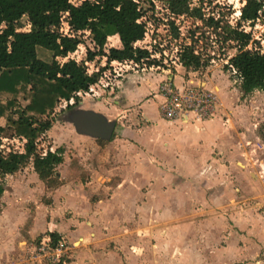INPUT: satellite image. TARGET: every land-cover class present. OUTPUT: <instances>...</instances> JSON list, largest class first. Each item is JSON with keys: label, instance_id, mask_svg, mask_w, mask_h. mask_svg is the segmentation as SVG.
I'll return each instance as SVG.
<instances>
[{"label": "rangeland", "instance_id": "1", "mask_svg": "<svg viewBox=\"0 0 264 264\" xmlns=\"http://www.w3.org/2000/svg\"><path fill=\"white\" fill-rule=\"evenodd\" d=\"M245 1L203 0L202 7L206 16L214 14L215 17L219 16L231 25H236ZM197 3L198 0H192V4ZM144 5H148V2ZM164 5L165 0H155L154 9L147 10L145 17L148 30L142 40L136 41V46L147 50L150 48L154 53H158L160 58L156 59V62L160 63V68L176 72L170 59L176 55L175 50L181 42L190 41L184 35L195 23H192L191 17L177 18L176 21L182 24L181 35L178 39L172 38L167 20L169 13ZM262 12L259 10L255 17L241 22L242 28L251 33L253 45H257L258 41L264 46ZM17 25L19 30H28L26 16H23ZM59 30L73 34L66 21H62ZM82 39V43L67 57L73 56L88 72L107 66L102 72L106 70L108 74L111 67L109 63L106 64V56L96 55L91 60L87 58V50L95 49L88 31L83 33ZM210 39L214 44L212 63L205 69L196 70L195 73H179L184 77L192 76L195 80L208 79L210 88L214 85H226L229 100L222 102L221 99L225 98L223 89L217 90L214 115L194 121L218 123L216 126L213 124L217 134L211 147V156L217 158V150L220 148V157L224 155L221 163L227 162L236 166V174L230 182V195L222 198L216 194V199L210 201L212 204L207 206L202 202L203 206H197L196 211L189 205L186 207L187 215L182 219L164 216L167 207L163 195L153 200V212L146 207L134 209L131 204L114 200L120 192L111 185L101 188L102 180L98 177L106 172L109 161L104 158L105 152H98L96 144L102 146L107 142L99 143L98 139L93 141V138L78 132L65 117L68 104H73L75 99L72 97L70 100H61L48 115L51 126L37 140L36 145L37 150L42 153L48 149L55 150L58 146L63 148V161L56 167L59 174L58 183L46 187L38 176L39 180L33 176L35 171L31 163L2 179L5 189L0 197V217L14 220H7L8 224H3L5 246L0 249V264H32L29 261L30 253L25 254L23 240L42 238L52 232L69 245L66 260L62 264H264V244L261 241L264 239V132L262 136L259 132V126L264 122V90L243 94L232 72L224 67L227 56L234 53L235 49L227 48L223 55L217 49L218 43L212 32ZM119 45L117 36H109L104 50ZM163 58L168 61L166 64L161 62ZM161 69H157L158 72H162ZM149 71L153 70L144 72ZM110 81L114 87L112 93L100 86H95L94 90L87 94L84 90H75L80 100L74 105L99 110V106L114 105L111 100L115 98L114 100L124 106H137L135 100L130 101L126 97V87H117L119 81L113 78ZM132 84L138 82L135 80ZM127 85L131 86L129 82L125 84ZM103 109L106 110L104 107ZM125 113L126 125L123 130L114 129V136L121 133L125 137H131L134 130L144 125L138 113H134L135 117H139L135 123L136 127L133 119L128 120L131 116L130 110L127 109ZM43 118H46L45 115ZM144 137H138L141 138L139 146H143ZM24 141L11 133L7 118L0 117L1 152L6 153L12 148L22 151ZM131 157L137 160L135 154ZM33 178L37 180L36 183ZM89 180L92 182L87 184ZM142 190L138 191L137 198L142 196ZM209 193L206 191L205 195ZM124 194L131 195L132 192L123 190L121 195ZM9 216L12 218H8ZM204 220L206 222L202 227L196 228L195 223ZM242 220L260 222L262 229L259 231V239L253 236L245 237V234L241 233L247 232ZM180 221L184 222L182 227ZM211 224L219 227L218 236L214 241L213 237L209 241V234L203 233L206 230L212 231Z\"/></svg>", "mask_w": 264, "mask_h": 264}, {"label": "trees", "instance_id": "2", "mask_svg": "<svg viewBox=\"0 0 264 264\" xmlns=\"http://www.w3.org/2000/svg\"><path fill=\"white\" fill-rule=\"evenodd\" d=\"M202 4L203 0L197 4H192V0H165L172 38L181 35L182 24L177 18L191 17L195 23L184 35L190 41L181 42L177 49L182 68L194 71L212 63V32L223 55L227 48L235 49L227 56L224 67L235 71L232 76L239 90L243 94L264 90V46L258 41L253 45L251 33L241 26L242 21L262 10L264 0H246L236 25L214 14L206 16ZM148 9H154L153 0H0V117L7 118L13 135L25 140L22 151L2 153L0 149V197L5 189L4 176L28 163L46 187L58 183L56 167L63 161V148L58 146L42 153L37 150V140L50 128L48 115L56 105L72 97L73 104L78 103L80 97L75 90H87L107 67L89 73L82 63L64 58L82 43L85 31L91 35L95 48L87 50L89 60L104 55L108 64L113 59L140 61L149 57L146 48L134 45L145 36ZM23 16L28 20V30L18 29ZM62 21L67 22L73 34L59 30ZM113 35L120 45L104 50L107 37ZM148 63H156V59H149ZM259 132L262 136L264 122ZM98 141L104 142L99 138Z\"/></svg>", "mask_w": 264, "mask_h": 264}, {"label": "crops", "instance_id": "3", "mask_svg": "<svg viewBox=\"0 0 264 264\" xmlns=\"http://www.w3.org/2000/svg\"><path fill=\"white\" fill-rule=\"evenodd\" d=\"M172 66L176 69V72H171L169 69H162V72L153 70L149 71L150 73H136L133 71L120 78L117 87H126L124 88L127 89L126 97L130 101L135 100L134 102L137 106H124V104H120L119 101L113 98L111 101L114 105H102V107H98L99 110L93 111L101 112L107 119L114 120V129L116 130H123L125 127V122H127L125 111L127 109L131 113L128 120L133 119L132 121L135 127L137 126L135 123L139 120V117H135L136 114L134 113H138L144 123L138 130L133 131L131 137H125L121 133L115 136L112 134L109 140H104L107 143L102 145L103 147L96 144L98 152H105L106 155L104 158L109 161L105 168L106 172H103L104 174L102 176H98L102 180V183H104H100L101 188L104 189L111 185L120 192V195L116 196L114 200H118L127 205L131 204L134 209L139 207L145 209L146 207L151 212H153V200L163 195L165 206L167 207L164 216L171 218L175 216V218L182 219L187 215L188 209L186 207L189 205L196 211L197 206H203L202 202L207 206L208 204H212L211 202L216 199V194L218 197H228L231 192V179L236 174V166L227 162L221 163L224 155L220 157L219 153H222L220 148L217 150V158L211 156V152L213 151L211 147L215 142L214 138H216L215 136L217 134L214 125L216 126L218 123L210 124L209 122H203L201 120L194 121L192 119L182 121L164 117L158 106L159 99L154 96L153 92L156 90L159 82L165 77L172 79L176 84L188 82L201 84L206 88H210L208 79L202 81L195 80L192 76L184 77L179 73V71H184L187 74H191L195 73L196 70L186 71L180 64H172ZM154 75L155 78L153 79ZM156 78L158 79L157 81H155ZM135 80L138 84H132ZM128 82L131 86H125ZM220 86L214 85L212 88L216 89V91L222 88V93L225 98L221 100L222 102H227L229 95L227 94L228 90L225 89L226 85ZM113 88L109 87L107 91L112 93ZM123 101L125 103V98ZM79 109L82 110L84 108L81 106L75 107V110ZM85 135L93 138V141L98 139L97 136ZM143 135L145 136L144 144L143 146H139L141 138L139 139L138 137ZM134 154L137 160L131 157ZM161 164L163 166H160ZM33 176L39 180L35 172H33ZM37 180L35 181L34 179L35 183ZM91 182L92 180H89L87 184ZM142 189L146 190V192ZM123 190H131L132 194L121 195ZM139 190H142L143 194L140 198H137ZM206 191L210 192L207 196L205 195ZM120 197L121 199H119ZM8 218L12 217L9 216ZM7 220L11 221L14 219L12 218L10 220L7 218L3 219L2 216L0 217V249L5 246L3 224H8ZM242 221L246 226L247 232L241 233L245 234V237L253 236L259 239L258 236L261 233L259 231L262 229L260 222L255 220ZM205 222V220L197 221L195 223L196 228L202 227ZM183 225L184 222L180 221V227ZM211 226L212 231L207 232L206 230L203 233H206V235L209 234L207 236L209 241H211L212 237L214 241L218 236L217 230L219 227L213 224ZM228 230L230 229L228 228ZM23 241L25 242V240ZM261 241L264 244V239ZM238 250L239 248L237 247V252Z\"/></svg>", "mask_w": 264, "mask_h": 264}, {"label": "built area", "instance_id": "4", "mask_svg": "<svg viewBox=\"0 0 264 264\" xmlns=\"http://www.w3.org/2000/svg\"><path fill=\"white\" fill-rule=\"evenodd\" d=\"M153 2L155 3V0ZM261 11L264 13V4ZM147 30L148 27L146 28V32ZM134 45L136 46L137 43L135 42ZM177 49L175 50L176 53ZM148 51L149 57H143L140 61L134 59L111 60L109 62V67L111 68H109L108 74L106 70L102 72L99 75L98 81L90 85L87 90H84V93L87 94L93 91L95 86L111 88L113 87L110 81L112 78L113 80L119 81L125 74L133 71L137 73L146 70L161 69L160 63H148L149 59H159V54L154 53L150 48H148ZM71 57L73 58V56ZM163 59L161 62L166 64L168 61L165 58ZM170 62L173 65L180 64L176 55L170 59ZM231 72L234 73L235 71L232 69ZM105 75L107 76L105 77ZM153 94L155 97H158V106L164 117L168 119H179L182 121L206 119L215 113L217 103L216 89L206 88L201 84L188 82L176 84L172 79L165 77L159 82ZM11 150L14 149L12 148ZM24 246L26 248L25 254L30 253L29 261L32 264L64 263L66 260V252L69 249L68 243L56 234L54 236L48 235L42 238L27 240L24 242Z\"/></svg>", "mask_w": 264, "mask_h": 264}, {"label": "water", "instance_id": "5", "mask_svg": "<svg viewBox=\"0 0 264 264\" xmlns=\"http://www.w3.org/2000/svg\"><path fill=\"white\" fill-rule=\"evenodd\" d=\"M69 116V121L80 133L97 136L103 140H109L113 134L114 120L107 119L101 112L79 109Z\"/></svg>", "mask_w": 264, "mask_h": 264}, {"label": "flooded vegetation", "instance_id": "6", "mask_svg": "<svg viewBox=\"0 0 264 264\" xmlns=\"http://www.w3.org/2000/svg\"><path fill=\"white\" fill-rule=\"evenodd\" d=\"M76 106L77 105H74V104H68L67 106L68 112L65 114V117L67 120H69V117H70L69 115L75 110Z\"/></svg>", "mask_w": 264, "mask_h": 264}]
</instances>
